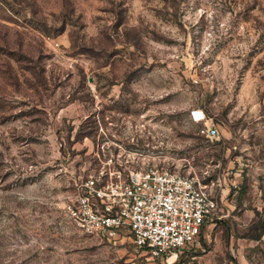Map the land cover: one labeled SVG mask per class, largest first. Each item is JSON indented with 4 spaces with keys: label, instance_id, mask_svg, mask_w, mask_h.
Wrapping results in <instances>:
<instances>
[{
    "label": "rangeland",
    "instance_id": "obj_1",
    "mask_svg": "<svg viewBox=\"0 0 264 264\" xmlns=\"http://www.w3.org/2000/svg\"><path fill=\"white\" fill-rule=\"evenodd\" d=\"M153 166L218 195L175 260L65 215L96 169ZM261 223L264 0H0V264H264Z\"/></svg>",
    "mask_w": 264,
    "mask_h": 264
},
{
    "label": "built area",
    "instance_id": "obj_2",
    "mask_svg": "<svg viewBox=\"0 0 264 264\" xmlns=\"http://www.w3.org/2000/svg\"><path fill=\"white\" fill-rule=\"evenodd\" d=\"M190 119L201 124V136L213 139L218 134L202 109H192ZM125 153L138 154L125 150L114 155L108 149L109 157ZM218 208V195L193 174L168 166L142 170L102 167L78 184L64 213L87 236L111 241L127 231L136 248L150 259L162 261L175 260L194 243Z\"/></svg>",
    "mask_w": 264,
    "mask_h": 264
},
{
    "label": "trees",
    "instance_id": "obj_3",
    "mask_svg": "<svg viewBox=\"0 0 264 264\" xmlns=\"http://www.w3.org/2000/svg\"><path fill=\"white\" fill-rule=\"evenodd\" d=\"M206 226V225H205ZM205 226H203L202 227V229H201V232H202V230L205 228ZM261 233L259 234V235H257V236H255L254 237V240H256V241H259L260 240V238H261V235L264 233V223H261ZM200 235H201V233H200ZM183 253H184V251H183ZM232 261L234 262V264H238L237 262H236V260L235 259H233L232 258Z\"/></svg>",
    "mask_w": 264,
    "mask_h": 264
},
{
    "label": "crops",
    "instance_id": "obj_4",
    "mask_svg": "<svg viewBox=\"0 0 264 264\" xmlns=\"http://www.w3.org/2000/svg\"><path fill=\"white\" fill-rule=\"evenodd\" d=\"M257 242H260L261 248H262V250L264 252V233L261 235L260 240L256 241V244H257Z\"/></svg>",
    "mask_w": 264,
    "mask_h": 264
}]
</instances>
